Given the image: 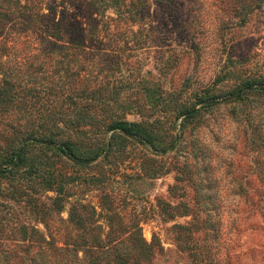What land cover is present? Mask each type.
<instances>
[{
    "label": "rangeland",
    "instance_id": "1",
    "mask_svg": "<svg viewBox=\"0 0 264 264\" xmlns=\"http://www.w3.org/2000/svg\"><path fill=\"white\" fill-rule=\"evenodd\" d=\"M103 1L0 0V97L4 79L13 96L0 100V162L29 132L44 141L55 131L53 144L69 139L86 154L110 140L112 119L137 122L149 141L116 136L86 163L28 145L25 164L0 175L1 246L21 253L20 225L57 245L118 225L119 240L148 244L140 264H264V92L254 89L264 84V0H214L220 30L207 56L197 0ZM220 107L240 124L234 191L218 187L193 139ZM72 206L84 228L68 219Z\"/></svg>",
    "mask_w": 264,
    "mask_h": 264
},
{
    "label": "trees",
    "instance_id": "2",
    "mask_svg": "<svg viewBox=\"0 0 264 264\" xmlns=\"http://www.w3.org/2000/svg\"><path fill=\"white\" fill-rule=\"evenodd\" d=\"M99 2L104 3L103 0H99ZM56 41L60 42L58 39H55L54 42L50 41L49 46L57 50L63 49L64 46L59 45ZM62 42H64V44H69L71 47L70 49L79 48V44L66 41ZM2 81L4 89L2 90L0 100L9 104L13 100L12 87L8 84L9 82L7 80L4 79ZM247 89H251V87H247ZM254 89L257 92H264V84H259ZM236 94H238V92H235L234 95ZM207 101L215 103L216 99L210 97ZM79 121L80 118L72 120L71 122L79 123ZM106 128L112 130L110 140L107 139L103 142L101 147L94 146L93 148H89L86 154L85 151H81V147L78 145L75 146L69 139L63 140L59 144H53V138L57 134L55 131H51L44 141H40V137L28 131V135L22 140L23 143L11 151L10 155H4V163L2 164L0 162V175L4 177L12 176L15 169L25 164L24 151L31 143L40 144L43 150L50 149L52 151L50 155L60 153L67 156L69 159H74V161L78 163H86L95 160L100 152L104 154L109 152L116 136L133 135L147 142L149 141L147 138L148 136H144L143 127L134 121L127 122L112 119L107 123ZM26 171H33L30 163ZM13 179V177H10L11 181ZM10 187H12V191L16 190L15 185ZM15 192L19 193L17 191ZM62 193V188L58 186L57 190H55V196L52 197L53 204H55L58 209L62 206L59 202L62 199ZM79 214L80 213L77 212L73 206L70 207L68 219L77 229L84 228ZM118 229V225L116 228H108V233L107 236L105 235V238H101L98 235H72L70 237L67 235L66 241H63L62 245H57V240L52 236H47V238L46 236H39L40 232L36 227L20 225L17 232L20 234V240L26 241L27 245H21V253L19 254H8L0 243V264H48L49 261V264H140V254L148 250V244L140 235H130V237L127 238L129 239L128 243L125 240H119V238H117L118 236L115 235ZM137 229L136 227L134 231ZM31 247H35V249L31 251ZM77 251L81 252L80 256H77Z\"/></svg>",
    "mask_w": 264,
    "mask_h": 264
},
{
    "label": "clouds",
    "instance_id": "3",
    "mask_svg": "<svg viewBox=\"0 0 264 264\" xmlns=\"http://www.w3.org/2000/svg\"><path fill=\"white\" fill-rule=\"evenodd\" d=\"M197 18L202 33L204 54L209 55V49L216 51V43L220 30V19L214 11V0H197ZM191 7V2L185 4ZM240 124L225 108L208 114L194 132V141L210 154L209 167L211 176L218 187L227 185L233 191L235 183L229 175L228 165L235 159L233 146L238 142Z\"/></svg>",
    "mask_w": 264,
    "mask_h": 264
}]
</instances>
